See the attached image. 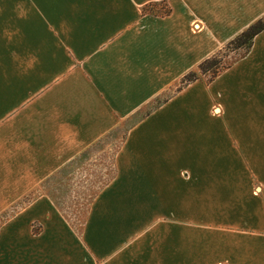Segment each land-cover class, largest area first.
<instances>
[{"label":"crops","instance_id":"1","mask_svg":"<svg viewBox=\"0 0 264 264\" xmlns=\"http://www.w3.org/2000/svg\"><path fill=\"white\" fill-rule=\"evenodd\" d=\"M160 3L168 15L143 11ZM263 17L264 0H0V212L124 129L108 159L114 176L80 238L46 219L55 207L39 192L0 226V243L27 240L21 227L46 220L24 248L40 264L62 256L75 264L81 246L93 264H264V186L250 194L235 131L257 124L224 116L231 104L238 112L262 104V92L246 101L250 73L239 70L254 43L210 84L177 90ZM194 241L204 242L198 254Z\"/></svg>","mask_w":264,"mask_h":264},{"label":"rangeland","instance_id":"2","mask_svg":"<svg viewBox=\"0 0 264 264\" xmlns=\"http://www.w3.org/2000/svg\"><path fill=\"white\" fill-rule=\"evenodd\" d=\"M252 43H254V49L251 54L253 57H249L250 59L248 58V61L244 60L243 63H240L241 67H239V70H241L240 72L243 70L250 73L248 83L251 84V86L246 101H249L250 98L255 99V92H257V94H260L259 92L264 94V31L260 32ZM225 45L218 50L221 52L218 55L222 65L231 66L242 58V52L224 49ZM217 52L215 54H217ZM165 96L166 95L162 97ZM258 101L262 102L260 106L257 105L252 107L249 104L245 106L243 105L239 112L237 108L231 104L226 108L224 114L226 121L241 120L257 124L255 128L246 129L242 127L241 129H235L238 133V142L244 150V152H242L246 156V159L241 160V167L242 169L245 168V170H247V185L250 194L253 196L259 194V187L264 186V144L258 146L259 153L255 159L250 158L249 153V148L252 147V143L255 140L260 143L259 140L264 139V98L259 97ZM123 132L124 129H119L113 134L108 135L106 139L86 150L78 161L67 166L59 176L49 178L48 181L46 180L42 183L40 190L20 199L9 208L2 209L0 212V226L8 228L9 220L15 215H22L28 208L29 204L33 202L32 200L39 195V192H44L55 207L50 210V213L46 214V219L49 218L52 220L53 217H57L65 231L69 230V232H73L72 234L80 238L84 229L87 213L91 206V201L95 199H93L94 194L104 185L111 174V166L109 165L110 160L108 161V159L113 156L117 149L118 143L120 142V136ZM231 157L237 159L235 155H231ZM240 159L242 158L240 157ZM262 203L264 204V199L262 200ZM143 218L141 219L140 224L138 223V225L129 226L126 235L125 232L123 233L122 240L133 236L140 227L146 224L149 215L145 214ZM45 221L43 225L41 221L33 220L28 225L21 227L19 233L29 232V234L26 235L27 240H25V237L23 238V236H21L18 238L17 243L14 242L12 243L13 245L11 244L12 246L6 242L0 243V264H40V257L36 254H33L32 256L29 255L24 248L26 247V241H31L32 237L34 239L36 235L44 230V226L47 224ZM224 229H226L224 230L225 232L247 231L244 229L226 227H224ZM5 230L8 231V229ZM34 240L33 242H35ZM202 243L204 244L202 241H194V248L197 249L194 251V254L200 252L199 250L202 249ZM81 250L82 253L80 257H78L79 254L76 255V253L73 257L75 264H93L92 257L85 249H82V246ZM84 257L87 259V262ZM209 259L211 260V258ZM193 263L201 264L196 261ZM43 264H72V261H69L64 256L58 258L48 257L44 259ZM100 264H104V262H100ZM215 264L231 263L230 260L226 258L218 260Z\"/></svg>","mask_w":264,"mask_h":264},{"label":"trees","instance_id":"3","mask_svg":"<svg viewBox=\"0 0 264 264\" xmlns=\"http://www.w3.org/2000/svg\"><path fill=\"white\" fill-rule=\"evenodd\" d=\"M160 7L156 12H154V9L156 7ZM144 12H150V13H156L157 15H168L170 12V9L166 6L164 3L158 4H149L143 9ZM264 30V17L260 18L256 22H254L252 25H250L247 29H245L243 32H241L239 35H237L235 38L230 40L226 45L224 49L230 50V51H241V56H245L250 48L252 47L253 39L256 35H258L260 32ZM220 51L217 52V54H214L213 56L205 59L203 62H201L196 70L193 72L188 73L186 76H184L179 83V86L177 90L183 88L184 86L198 80L202 79L206 85L210 84L218 75H220L224 70L228 69L230 66H224L220 62L219 57ZM159 104V101H156L154 104V107ZM114 172L111 171V174L108 178V180L104 183V185L94 194L93 199L97 196L99 191L113 178ZM92 199V200H93ZM92 202V201H91Z\"/></svg>","mask_w":264,"mask_h":264}]
</instances>
